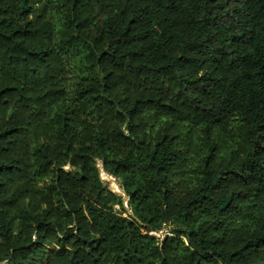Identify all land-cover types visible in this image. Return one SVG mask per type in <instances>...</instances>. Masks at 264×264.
I'll list each match as a JSON object with an SVG mask.
<instances>
[{
  "label": "trees",
  "instance_id": "16d2710c",
  "mask_svg": "<svg viewBox=\"0 0 264 264\" xmlns=\"http://www.w3.org/2000/svg\"><path fill=\"white\" fill-rule=\"evenodd\" d=\"M0 264H264V0H0Z\"/></svg>",
  "mask_w": 264,
  "mask_h": 264
},
{
  "label": "rangeland",
  "instance_id": "374dc122",
  "mask_svg": "<svg viewBox=\"0 0 264 264\" xmlns=\"http://www.w3.org/2000/svg\"><path fill=\"white\" fill-rule=\"evenodd\" d=\"M102 174V179L105 183V186L113 193L115 194H118V195H122V190L120 188V183L119 181L115 180V179H112L110 177H108L107 175H105L104 173H101ZM116 210L119 209L118 206L115 207ZM126 216V215H124ZM152 236H160L162 234H155V233H152L151 234Z\"/></svg>",
  "mask_w": 264,
  "mask_h": 264
}]
</instances>
